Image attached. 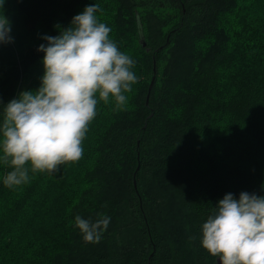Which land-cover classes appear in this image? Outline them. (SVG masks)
Here are the masks:
<instances>
[{"label":"trees","instance_id":"trees-1","mask_svg":"<svg viewBox=\"0 0 264 264\" xmlns=\"http://www.w3.org/2000/svg\"><path fill=\"white\" fill-rule=\"evenodd\" d=\"M0 3L34 33L0 45V122L41 85L42 37L92 4L138 77L122 108L97 97L79 161L13 188L0 162V264H220L203 223L227 193L264 196V0ZM77 215L110 217L98 243Z\"/></svg>","mask_w":264,"mask_h":264},{"label":"clouds","instance_id":"clouds-1","mask_svg":"<svg viewBox=\"0 0 264 264\" xmlns=\"http://www.w3.org/2000/svg\"><path fill=\"white\" fill-rule=\"evenodd\" d=\"M99 5L85 7L66 29L42 38L44 75L36 90L21 91L3 107L0 122V162L12 170L3 183L8 188L29 182V171L49 174L59 166L79 161L98 99L117 108L138 77L135 61L109 38L111 29L98 22ZM11 24L0 15V44L13 42ZM99 215V214H98ZM110 217L96 221L77 215L75 226L87 243H98ZM187 227V226H186ZM195 239V237H190ZM201 244L220 264H264V196L227 193L202 225Z\"/></svg>","mask_w":264,"mask_h":264},{"label":"rangeland","instance_id":"rangeland-1","mask_svg":"<svg viewBox=\"0 0 264 264\" xmlns=\"http://www.w3.org/2000/svg\"><path fill=\"white\" fill-rule=\"evenodd\" d=\"M0 15H4L10 21V24H11L10 35H12L13 38L18 35V37L20 36L23 39L22 40L23 42L25 40L28 42L32 41L30 40V36L34 33L25 32L24 30L20 29L19 23L16 21V18L19 19V16L17 14L16 9L11 4L0 3ZM1 64L3 63L0 61V66ZM6 66L8 65H5L4 67ZM0 76H1V73H0Z\"/></svg>","mask_w":264,"mask_h":264},{"label":"water","instance_id":"water-1","mask_svg":"<svg viewBox=\"0 0 264 264\" xmlns=\"http://www.w3.org/2000/svg\"><path fill=\"white\" fill-rule=\"evenodd\" d=\"M152 82H153V80L151 81V84H152ZM150 87H151V85H150Z\"/></svg>","mask_w":264,"mask_h":264}]
</instances>
